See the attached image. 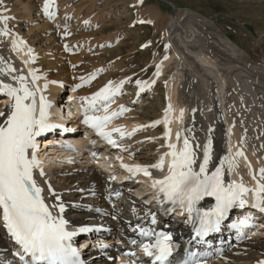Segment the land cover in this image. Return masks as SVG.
Here are the masks:
<instances>
[{"label":"bare ground","instance_id":"1","mask_svg":"<svg viewBox=\"0 0 264 264\" xmlns=\"http://www.w3.org/2000/svg\"><path fill=\"white\" fill-rule=\"evenodd\" d=\"M138 1L135 0L134 2L137 3ZM0 3V16L7 17L5 21L0 22V33H3L0 34V69L3 70L0 71V83L9 84L15 88L20 85L13 77L23 76L25 78L24 83L28 87L26 81H32V76L29 75L30 72H34L36 76L41 75L42 72L46 73V81L43 82L47 85L50 93L51 91L58 93L64 87L76 86L79 80H76L77 77L72 70L68 75L66 74L68 66H64V59L67 57L73 65L82 61L81 57L89 52L91 53L93 48L108 50L105 51L108 54L109 52H115L118 45H120L116 38L125 37L123 33L117 36L115 32H111L99 38H88L84 40L86 50H81L79 48L81 43L76 42L77 57H72V54L69 58L66 55L49 53L48 49H41L38 44L37 47H33L32 42H29L27 37L41 36L46 38L47 42L52 41V43H55L53 28L58 30L65 17L70 19L73 28L87 29L86 32H93L92 29L97 31L106 28L108 26L106 24L107 19L115 15L116 12L112 9L93 12V7H87L84 10H76L72 7L65 8L59 4L58 0H52L49 7L44 8L43 20L40 9L45 4V0H42L39 8L37 7L38 10L35 12L34 18H31L32 7L27 1L25 4L16 2L18 6L19 4L22 5L19 9L24 14L23 17L26 18H24L25 26L23 29L27 30V36H24V32L22 33L17 24L19 15H16L12 7L7 9L8 5L5 0H0ZM143 15L144 20H147L156 32L161 31V37L167 40V50L173 53L171 57L163 61L153 59L151 64L156 68L155 75L160 77L173 57H177L179 60L182 59L181 64L187 65L186 69L181 68L178 75L172 76L170 82L166 85V111L162 116H159L160 118L157 121H160V123L154 122L155 125L160 124L163 127L162 138L168 144H176L177 150H179L185 138H189V142L192 140H190L191 121L194 122V118L197 117L200 128L196 141H198L200 147L195 146V143L193 150L200 152L196 156L197 162L193 165L194 170L198 171L199 163L203 160V145L210 139L211 160L208 164V171H211L218 163L225 160L226 169L222 170L224 179H226L227 173H230L232 181L244 182L247 176L245 167H248L250 171L254 169L255 176L264 183L260 173V170L264 169L262 163L264 160V51L260 53L259 60L252 58L237 44H234L214 24L213 20L190 9L179 10L172 20H166L161 16L159 9L151 6L143 10ZM52 18H54L53 23L48 24ZM20 20L22 21L21 18ZM65 21L64 24L68 26V20ZM176 33H178V39L174 37ZM261 36H264V33ZM180 46L182 50L192 54L198 63L196 64L188 54L184 55L180 50ZM53 48L56 49L57 45L54 44ZM30 50L31 56L29 55ZM33 55L36 57L34 63L30 60ZM102 66L98 70L99 72L102 70V74L119 72L118 64H112L111 68ZM36 67H41L40 72H35ZM9 68L13 71L9 72ZM92 78L93 75L91 77L84 76V80L79 87L76 86V93H71L75 103L80 108L85 109L83 116H111V119L107 121L101 130L117 133V138L124 145V154L133 156V158L144 164L155 160L158 162L163 157V165H165V159L169 158L165 155L169 151L168 147L161 144L156 150H153L152 145L158 144L157 138L146 140L143 137L134 135L143 128L142 125L146 122L143 120L145 118H138V113L141 111V107L149 105L151 98L156 96L157 86L154 84L149 87L147 81L143 83L144 81L140 80L131 93L124 84L131 80L128 77L127 79L123 78L111 83H104L94 91H92V87L90 90L92 92H89L87 88V91H82L84 82L89 85ZM95 78H99V76H95ZM122 81L124 83L121 85ZM142 83L143 85L140 86ZM118 85L120 86L119 90L110 97L106 104L101 101L93 108L87 103L89 98L106 86L116 89ZM39 86L40 83L37 80L35 84H31L33 89ZM141 90H145L148 96L145 98L139 97L136 100L139 105L138 109L133 110V112L127 110L125 107L134 104L132 102L133 96ZM130 94L132 97L131 102L129 104L122 103L124 99L125 101L128 100ZM121 97L125 98L119 100ZM216 100L219 104L223 101L225 120L228 127H231L232 141L228 143L226 153L223 149V124L218 114ZM8 101L9 96L3 93V96L0 97V105L3 104L4 106L0 112H3L4 115L0 119V124L7 119L11 111V107L7 106ZM25 102L29 103L30 100ZM105 106L107 112L104 111ZM166 112L169 121L167 126L164 123ZM112 113H117V115L112 116ZM166 127L169 132L167 137L165 136ZM115 129H120V131H114ZM146 131L151 133L153 137L156 135L153 134V128ZM121 132L124 133L123 136H121ZM177 133H180L179 139H177ZM144 148H150L151 150L149 153L139 152ZM238 151L242 152L243 155H237ZM216 157L218 159L214 161ZM92 161L93 159L89 158L86 163ZM99 164L102 165V162H99ZM51 174L53 175L49 179L67 208L66 215L69 218L75 217L76 219L71 222L72 225H88L99 220L100 217L94 213L95 209H102L108 214L117 216L124 215V218L128 220L127 224L119 219L111 223V226L115 229V236L122 241V245L112 247L109 252V254H112L110 261L103 264H111V260L115 255L127 251L125 240L132 237L133 231L142 226V220L145 219L148 210L132 206L134 210H127L121 204V199L114 200L112 207L108 206L106 200L111 197L110 185L103 173L94 166L70 167L65 163H59L56 168L51 170ZM121 196L126 195L121 193ZM104 220L108 221L109 218ZM9 248L10 244L7 242L0 226V260L10 258L7 252ZM226 251L224 263L216 261L211 264H259L260 261H264V237L252 238L239 246H226ZM96 254H99V252ZM85 256L88 258L87 254ZM99 263H102V261L93 264Z\"/></svg>","mask_w":264,"mask_h":264},{"label":"snow or ice","instance_id":"2","mask_svg":"<svg viewBox=\"0 0 264 264\" xmlns=\"http://www.w3.org/2000/svg\"><path fill=\"white\" fill-rule=\"evenodd\" d=\"M50 2L51 0H45V9L49 7ZM6 19L7 17L0 16V22ZM21 43L23 42L21 41ZM29 55L31 56V50ZM0 71L3 70L0 69ZM8 71L11 72L13 69L9 68ZM29 75L32 76L33 84L40 78L34 72H30ZM13 79L19 83L18 88L9 84H0V93H6L13 101L7 119L0 124V221H2L8 235L30 257V264H80L78 252L69 243L76 233L66 231L65 220L59 216H54L49 210V206L45 203L42 195L43 189L37 184L33 176V169L39 167L35 155L37 151L35 138L53 127L47 123L46 110L50 105L46 103L44 96H40L37 114L35 92L29 90L24 83L25 78L23 76L13 77ZM123 83L122 81L121 85ZM119 87L118 85L116 89H112L110 86H106L89 98L87 103L93 108L101 101L106 104L110 97L119 90ZM29 100V103H25ZM104 111L107 112L106 106ZM3 115L4 113L0 112V116ZM115 115L117 113H112V116ZM110 119L111 116L108 115L103 117L85 115L83 122L97 129L99 135L114 145L115 142L111 140L110 134L101 130ZM168 122L166 112L164 121L166 126ZM155 123H160V121ZM114 131H120V129ZM123 135L124 133L121 132V136ZM168 135L169 132L166 127L165 136ZM179 137L180 133H177V139ZM166 146L169 151L165 155L171 157L168 164V174L163 179H154L153 188L157 190L158 200L159 194L163 193L166 200L173 205H179L181 209L189 213L190 222L196 225L194 228L195 235L201 241L209 232L218 229L228 210L237 202L241 206L246 203L243 197L248 192L253 193V207L264 212V197L261 196V193H264V184L258 182L255 189H249L242 183L231 182L226 184L221 167H216L209 174L210 139L203 145V160L199 163L198 171L193 169V165L197 162L196 153L189 142V138L183 140V145L179 150H177L176 144H167ZM197 147L199 148L200 145ZM30 149L31 156L29 157ZM237 155H243V153L238 151ZM223 163L222 160L221 165ZM151 167L163 170V157ZM126 170L149 175L147 168L126 167ZM260 173L261 179H264V169H261ZM40 175H44L42 170ZM48 192L59 200V196L51 186H49ZM205 196L214 197L216 204L210 210L201 212L196 209V204ZM53 207H58L60 212L64 211L63 204L53 205ZM193 212H195V216L192 215ZM250 220L251 217H247L240 223L245 224ZM153 223H155L154 219ZM233 227H237V225H233ZM89 230L86 228L79 229L81 232ZM140 232L143 236L153 235L151 231L143 228L140 229ZM141 247L147 256L153 258V264H166L172 257L177 245L172 242L170 235L156 233L154 242L142 243ZM196 257V253H190L184 264H202V261ZM23 259L24 257L21 256V260ZM259 264H264V261H260Z\"/></svg>","mask_w":264,"mask_h":264},{"label":"rangeland","instance_id":"3","mask_svg":"<svg viewBox=\"0 0 264 264\" xmlns=\"http://www.w3.org/2000/svg\"><path fill=\"white\" fill-rule=\"evenodd\" d=\"M14 1L15 0H5V3L8 5L7 9L8 8L11 9V7H12V9H13V11H15L16 15L17 16L19 15L17 17L18 28H21V31H22V33L24 32L23 34L25 36L26 32H27V30L23 29L25 26L24 25V18L25 17H23L24 14L21 13L20 9H19V7L22 5L19 4V6H18L17 3L20 2L21 4H25L27 1L32 7L31 18H34L35 14H36L35 12L38 10L37 7L39 8L42 0H19V1L16 0L15 2ZM67 1L69 3H72L73 6L72 5H66L65 6L64 4L60 3V0H58L59 4H61L65 8L72 7L76 10H78V9L84 10L87 7H93V12H101L102 10L110 9V7L117 9L116 13L118 12V15L115 14L114 18L112 17L113 16L112 15L111 17H109L107 19L106 24L108 26L106 28L99 29V30L93 32V34L84 33L83 36L85 38H88V37L99 38L100 36L108 35L111 32L113 33V31H115V32H117L119 30L121 31V29L126 31V28H128V22L131 21L132 18H133V20L136 19L134 16H132L131 12L128 11V9H127V11L125 10V8L126 7L128 8V6L131 4L132 0H67ZM96 4L99 5L100 9L96 6ZM141 6H144L141 10H143L147 6L156 7V9L160 10L161 16L166 18V20H172L171 17H175L178 10L190 9L192 11H196V12H198V13L206 16V17H209L208 19H211V20L213 19V22H215L217 25L215 23L214 24L216 26H219V28L222 30V32L224 34L225 33L229 34V36L232 38V40L234 42H236L242 48V50H246L249 54L246 51L245 52L249 56H251V55L255 56V57L251 56L252 58L259 60L258 58L260 57V53L262 51H264V36H261L264 33V0H143ZM0 8H1V3H0ZM44 8H45V4H43V6L40 9V12L42 13V18H43ZM112 10H114V9H112ZM90 16H92V15H90ZM143 17H144V15H143ZM20 18L22 19V21L20 20ZM43 20H44V18H43ZM53 20H54V18H52V20L50 22H48V24H52ZM64 22H66V21H63L60 23L59 28L60 27H67L64 24ZM67 23L69 25L70 21H67ZM71 28H73V27L71 26ZM119 34H116V35L119 36ZM125 34H126L125 37L127 36L126 37L127 40L125 39V37L124 38L123 37L122 38H116L118 40V42H120V45H118L117 50L115 52H111V53L109 52V54L105 53L108 55L107 56V61H108L111 58H117L121 55L124 56L127 53L133 52V56L131 57V60L126 62L127 64L125 67H122L123 70H125L126 67H129L132 64L133 65L137 64V62H139V61L141 62L140 63L141 65H139V67H141L142 65H144L145 63H147L149 61L150 56L153 53H158L159 56H162L165 52V44H164L163 40L160 38V35H161L160 32L153 34L152 27L145 26V28L144 27L143 28H137L135 30L130 29ZM34 35H36V33H34ZM259 36L262 37L261 38L262 40H260L258 42L257 40L260 39ZM4 37H6V36H4ZM174 37L176 39H178V33H176L174 35ZM27 38L29 39V42H32L31 45L33 47H37V44H38V45H40L41 49H48L49 53H54V54L60 53V49H59L60 46H58V44L56 43V39H55V43H52V41L47 42L46 38L41 37V36H37V37L28 36ZM175 38H174V40H175ZM84 40H82V41L84 42ZM185 41H187V40H185ZM147 42L152 43L153 50L147 49V51H143V52L137 51L136 47L139 44L147 43ZM177 43H179V42H177ZM54 44L57 45L56 49L53 48ZM99 50H101V49H99ZM105 51H108V50H105ZM89 53H87V55H84L81 57L82 61H80L76 64H73V65L71 63L72 61L66 57L64 59V62H65L64 66H68V70H67L68 73L66 72V74L68 75L69 72L72 70V71H74V75H76V77H77V73H76L77 71H75V69H78L80 67V64L82 62L84 63V60L88 61V60H91V58H93L91 64H93V61L94 62L96 61L95 64L100 63V59H102V58H95L94 57L95 55L94 56L89 55ZM98 55H99V53L97 54V56ZM66 56L71 58V56L77 57L78 55L76 54V52L73 51L70 53V56L69 55H66ZM33 57H34V59H36V57L34 55H33ZM156 59H158V58H156ZM122 60H124V57H122V59L120 61H122ZM133 60H135V61H133ZM107 61L105 60V58H103V60H102L103 66L102 67L111 68V66L108 67V64H106ZM90 62H85V64H82L81 66H85L82 68L85 69L86 67H88L87 70H91L93 67L95 68L97 66V65H95V66L89 65ZM259 62L261 63V61H259ZM114 64H118V63H114ZM177 64L178 63H174L172 66H170L168 68V70H167L168 74H166L167 79L176 70ZM118 66H120V65L118 64ZM99 68L94 69V70L98 71ZM120 69H121V67H119L118 70L120 71ZM130 71H134V68H131ZM101 72H102V70H101ZM101 72L98 71V73H96L97 74L96 76H100V74H102ZM108 73H110V72H108ZM125 73H126V71H125ZM106 74H105V76H106ZM121 74H123V73L115 74V72H114V73L110 74L108 76L109 81L119 77ZM41 75L46 76V73L42 72ZM86 76L91 77L92 74L86 75ZM142 77L143 78H141V80H144V76H142ZM138 78H139V75H136L134 77V80L138 79ZM171 78H172V76H171ZM93 79H94V76L92 78V82L89 83V85L84 82L83 88L81 90L87 91V89H88L89 92H92V91H94V89L95 90L99 89L104 84V83L98 84V81H97L98 78L97 79L95 78V80H93ZM92 83L95 84L94 86H92L93 89H92V87H90V84H92ZM124 84L126 87L127 83H124ZM133 87H134V85H133ZM91 89H92V91H90ZM162 90H163V85L160 84L158 86L157 98L155 97V98H153L152 101L151 100L149 101V107L153 108L155 110V112L154 111L152 112V109L151 110L150 109H148V110L143 109L139 113V116L141 118L147 117L149 119H152L156 115H158L159 108L162 104L161 98H160V96H162ZM147 106L148 105H145L143 107H147ZM159 116H160V114L158 115V117ZM141 118H139V119H141ZM194 120H195V118H194ZM153 134H156V133H153ZM162 135L157 138V140H158V144H156L157 148L159 145H161L160 139L162 138ZM152 137H153L152 134L149 133L148 135H146L143 138L148 140V139H152ZM153 145H152V147H153ZM197 145H199L198 141H196L195 146H197ZM144 149H146L148 151L146 153H149V151L151 150L150 148H144ZM144 149H142V150H144ZM156 149H153V150H156ZM199 152L195 151L196 156L199 154ZM143 153H145V152H143ZM217 159H218V157H216L214 159V161H216Z\"/></svg>","mask_w":264,"mask_h":264}]
</instances>
